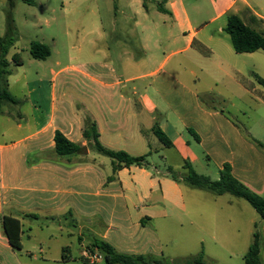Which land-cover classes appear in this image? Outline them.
Segmentation results:
<instances>
[{"label": "crops", "instance_id": "obj_1", "mask_svg": "<svg viewBox=\"0 0 264 264\" xmlns=\"http://www.w3.org/2000/svg\"><path fill=\"white\" fill-rule=\"evenodd\" d=\"M147 2L156 7L159 19L146 24L153 35H142L141 58L125 57L121 74L106 60L112 48L102 29L90 41L89 60L83 66L52 71L51 80L38 77L31 82L25 71L23 82L9 77V91L19 104H7L0 116L2 264L81 261L82 252L96 240L121 254L157 261L163 245L159 224L175 219L183 242L204 249L249 250L257 223L264 239V220L242 203L245 200L232 199L222 206L216 198L223 196L193 193L188 204L184 185L167 174L172 167L185 175L184 164L189 162L198 174L216 181L230 165L237 180L264 195V153L245 137L244 130L253 136L227 107L213 104L229 94V87L238 93L241 104L243 98L264 95L262 85L246 82L232 41L229 44L223 35L231 14L264 34V0H206L215 11L210 21L192 18L186 0ZM200 2L190 7L202 17ZM224 18L226 23L217 32L209 29ZM114 28L116 34L117 22ZM163 47L169 51L162 58L153 53ZM242 109L237 112L243 113ZM88 119L96 123L104 147L134 157L149 155L148 167L132 166L114 174L112 160L95 152L84 137ZM156 124L171 147L154 134ZM57 132L80 145L83 153L59 157ZM4 216L22 222V239L26 221H57L61 231L66 222L72 228L69 236L77 235L80 255L65 247L68 251L61 258H45L48 243L39 242L41 256L27 251L26 259L18 258L4 232ZM261 258L264 263V248Z\"/></svg>", "mask_w": 264, "mask_h": 264}, {"label": "rangeland", "instance_id": "obj_2", "mask_svg": "<svg viewBox=\"0 0 264 264\" xmlns=\"http://www.w3.org/2000/svg\"><path fill=\"white\" fill-rule=\"evenodd\" d=\"M186 1L192 18H204L210 21L215 16V11L209 9L206 0L200 2L201 10H203L202 17L197 15L198 9L190 7L196 3V0ZM158 19L156 7L152 2L146 0H0V37H11L15 40L9 53L10 68L13 78L21 81L23 80V71L27 73L28 80L33 82L38 77L51 80L52 71L59 72L71 66H83L89 60L90 41L98 38L102 29L106 30L108 43L112 48L111 53H107L106 60L114 64L121 74L120 63L125 60V57L141 58L143 53L141 45H144L142 35L149 33L153 35L151 31L145 29V26L152 20ZM115 22H117L116 34ZM225 23L226 19L224 18L210 24L209 29L212 32H217L218 28L224 26ZM102 24L103 28H101ZM116 35L117 38H115ZM223 35L230 44V36L226 33ZM37 42L44 43L51 49V56L47 60H36L31 56L30 47ZM167 51L169 50L165 48L156 49L153 53L160 54V58H162L163 53ZM16 54H19L22 66H17L12 62V58ZM234 56L237 57L239 66L243 67L246 82L251 81L259 85L255 75L264 79V51H258L253 56H238L235 53ZM249 57H254L255 60H250ZM64 75L66 76V74ZM260 87L264 92V87ZM228 89H230L229 94H225V97L218 99L213 104L218 108L227 107L229 114L264 145V102H262L264 95L256 93L258 99L255 100L252 97L243 98L241 104L235 89L233 87ZM241 108H243V113H238V109ZM178 172L180 171L177 170L176 173L178 174ZM215 178L218 180L219 177ZM184 189L188 202L191 201L189 197L193 193L210 195L202 190H192L188 186H184ZM216 199L222 206L232 199L236 200L231 195H224ZM242 203H245L251 211H255L248 202L243 201ZM178 223V220L175 219L167 223L162 221L159 224V235L163 245L157 261L162 264H189L187 261H193L202 256L205 264H246L244 257L248 252V247L235 246L232 249L207 247L204 249L197 245L184 243V235H180ZM24 226L25 235L22 243L25 248L17 251L18 258L26 259L27 251L41 256L38 248L39 242L48 243V246L45 247V258H61L65 247H70L74 256L80 255L81 245L77 235L69 236L72 228L66 222H63V231L60 230V224L57 221L48 223L46 221L27 223L26 221ZM0 229L2 230L1 223ZM251 240L252 237H250V243ZM69 264L85 263L81 260Z\"/></svg>", "mask_w": 264, "mask_h": 264}, {"label": "trees", "instance_id": "obj_3", "mask_svg": "<svg viewBox=\"0 0 264 264\" xmlns=\"http://www.w3.org/2000/svg\"><path fill=\"white\" fill-rule=\"evenodd\" d=\"M159 9L166 12L162 8L161 4H159ZM10 29L12 31L11 24ZM225 32L230 36L233 48L237 54H252L258 51H264V34L245 24V22L238 15L231 14L228 16ZM14 44L15 40L13 38L0 37V116L3 114L4 108L7 104H19V101L10 93L8 84V79L12 76V69L10 68L11 62L8 60V56ZM30 53L36 60H47L51 56V49L46 44L37 42L31 45ZM12 62L17 66H21L23 64L19 54L13 56ZM255 76L258 83L264 87V79L258 75ZM153 132L165 146H172L171 141L160 129L158 124L154 126ZM243 133L252 144L264 153V145L261 142L251 137L245 132V130ZM84 137L89 142V147H91L95 152L112 160L114 174L124 168L132 166L148 167L149 155L134 157L124 151L117 152L104 147L100 142L97 125L90 119H88L85 123ZM55 144L56 152L58 156L62 158H71L83 153V148L80 145L71 142L61 132L56 133ZM184 169L186 170V174L182 177H180L172 167L167 168V174L178 184L188 186L191 189L202 190L216 197L231 195L237 199L245 200L256 210L261 219L264 220V195L254 193L247 186L237 180L233 175L230 165L224 166V168L220 171L219 180L216 181L212 180L208 176L198 174L189 162H185ZM112 179H114V176H112L109 180ZM26 216L37 219L35 215ZM2 223L5 235L12 248L17 251L22 250V222L12 216H4L2 218ZM263 247L264 239L260 231V224L257 223L255 225L252 243L244 257L245 263L264 264L261 258ZM88 249L91 251H95V249H97L104 256L105 264H162L160 261H155L145 256L121 254L117 252L109 243L102 240H96L94 245ZM67 251V249H64L65 254ZM202 258L203 257L200 256L198 259L193 261L189 260L187 262H189V264H205ZM80 260H82L85 264H89L84 258H81ZM0 264H2L1 261Z\"/></svg>", "mask_w": 264, "mask_h": 264}, {"label": "built area", "instance_id": "obj_4", "mask_svg": "<svg viewBox=\"0 0 264 264\" xmlns=\"http://www.w3.org/2000/svg\"><path fill=\"white\" fill-rule=\"evenodd\" d=\"M82 256L88 261L89 264H99L104 262V256L98 251L86 249L82 252Z\"/></svg>", "mask_w": 264, "mask_h": 264}]
</instances>
